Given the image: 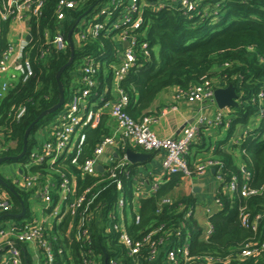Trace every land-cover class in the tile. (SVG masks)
<instances>
[{"label":"trees","instance_id":"1","mask_svg":"<svg viewBox=\"0 0 264 264\" xmlns=\"http://www.w3.org/2000/svg\"><path fill=\"white\" fill-rule=\"evenodd\" d=\"M9 1L0 0V4ZM59 1L43 0L37 15L28 13L31 39L25 48V57L32 64L33 73L27 79L20 77L0 98V157L18 156L23 151L27 129L43 111L58 103L60 91L57 74L72 56L71 42L74 61L60 76L65 89V104L81 88V80L76 76L79 68L83 67L85 58L102 62L98 77L104 81L106 74L108 80L105 83L110 86L113 84L114 71L103 67L106 62L110 64L118 61V44L113 34L101 31L96 37L89 35L80 42L76 41L75 34L100 21L106 20L107 25L111 26L122 16L124 6L120 4L117 9H109V13L99 14L101 8L110 6L114 0H74L77 5L69 9L66 19L60 22L56 15ZM141 1L147 5L142 7V25L134 33L139 43L148 42L150 55L145 57L143 51L138 49L137 65L120 82V88L129 96L126 110L131 116L139 118L148 114L147 110L154 99L167 87L188 89L208 76L220 79L226 77V84L236 86L239 105L230 108L235 116L231 119L229 136L234 134L238 124H247L251 116L260 114V110L262 117L259 128L250 132L239 146H231L239 153L226 152L222 148H216L213 153L223 163L224 183L236 176L240 186L246 169L250 173L249 186L256 192L242 197L238 193L224 191V185L221 184L217 196L222 202V209L211 217L214 231L208 239H200L202 226L197 218H185L188 206L195 201L191 195L178 198L173 204L157 212L158 200L181 183L182 174L172 175L156 196L141 199V222L138 225L132 223L129 232L142 237L161 225L163 227L160 234L164 235L170 228H181L184 235L188 232L192 234V252L219 256L221 264H264V252L252 257L240 255V248L246 243L264 241V217L258 221L256 231L242 226L239 219V208L242 206L246 207L251 217L264 216V0H200L198 7L191 12V17L184 13L178 0ZM160 1L164 3L163 7L157 6ZM207 7L210 13L205 15ZM215 9L218 10L217 15L213 14ZM10 22L11 20H3L0 24V55L9 47L7 34ZM58 32H63L66 40V47L61 51H57L52 43ZM105 69L107 73L104 72ZM260 93L262 98L258 97ZM64 105L56 113L43 117L33 127L25 156L12 162L27 161L29 152L44 140L45 127L54 120ZM21 109L24 112L19 115ZM107 133L104 120L97 127L88 130L84 157L93 154L95 146ZM201 142L200 147H205L206 139L202 138ZM187 158L190 166H193L190 156ZM32 169L40 170L37 167ZM135 171L132 170L134 175ZM118 178L125 181L128 190L132 189V180H127L124 172H119ZM6 181L19 193L27 206L26 200H29L31 192L18 188L10 179ZM110 181L107 189L100 195L107 202H111L116 196L113 194L115 182ZM9 193L13 199V212H21L20 201L10 191ZM27 216H31L29 210ZM69 225L70 219L67 218L55 227V232H50L58 238L55 242L57 250L64 249L63 254L56 255V264H83L78 241L68 234ZM95 227L94 248L97 255L94 258L97 264H106V260L109 264L110 259L115 257L111 255L112 243L106 241L99 228ZM164 256L161 253L152 264H162ZM22 261L23 264H32L33 258L24 250Z\"/></svg>","mask_w":264,"mask_h":264},{"label":"built area","instance_id":"2","mask_svg":"<svg viewBox=\"0 0 264 264\" xmlns=\"http://www.w3.org/2000/svg\"><path fill=\"white\" fill-rule=\"evenodd\" d=\"M199 2L200 0H178L184 13L190 17ZM120 4L124 6V12L111 26L107 25L106 20L100 21L82 28L75 34L76 40L80 42L89 35L96 37L101 31H106L108 34L112 33L116 41L119 39L127 43L116 50L119 60L114 69L117 95L113 100H108L104 91H98L100 63L94 58H85L79 92L73 94L64 108L55 115L54 120L45 127L44 140L29 152L27 161L15 162L17 176L12 179L13 184L31 192L34 198L38 196L50 223L46 224V220L37 219L27 206L24 215L14 217V214L20 212H13L12 196L8 189L0 184V264H23L22 252L25 250L32 255L35 249L42 255L43 264H56V255L63 254L64 249L57 250L55 242L58 238L50 232H55V227L67 218L70 219L68 234L78 241L83 264H97L94 258V255H97L94 248V233L97 230L95 226L105 236V240L112 243L111 255L115 257L110 259L109 264H152L158 260L161 253L165 255L162 264H221L219 256L192 252V234L188 232L184 235L181 228H170L164 235L160 234L163 227L161 225L142 237L131 234L129 226L141 222L138 201L156 196L172 175L182 174L183 178H191L201 176L213 168L214 177L220 185H224V191L238 193L242 197L256 192L249 186L250 173L246 169L240 186L236 176L224 183L223 163L213 155L193 166L189 164L187 157L201 128L205 125L223 124L228 115V108H219L213 118L201 117L196 123L189 125L181 136L168 138L159 137L152 130V124L157 121L156 115L146 114L134 118L127 112L129 96L120 88V82L137 65L138 49L143 51L145 57L150 55L148 42L139 43L134 33L142 25V7L147 3L141 0H114L112 6L101 8L99 14L109 13V9H117ZM42 5L43 0H10L0 4V20L28 19V13L37 15ZM76 5L74 0H60L56 11L57 19L60 22L65 20L68 10ZM157 6L163 7L164 3L160 1ZM208 10V7L205 8V15L210 13ZM217 13V9L213 10V14ZM28 42L23 40L19 46L9 45L0 55V98L20 77L27 79L32 75V64L25 57ZM52 43L57 51L64 50L66 40L63 32L56 33ZM225 79L226 77L220 79L204 76L200 83L188 89L178 88L175 98L186 99L190 103L215 102L214 92L220 83H225ZM93 93L96 94V102L91 99ZM258 97L262 98V93ZM92 106L97 110L92 109ZM101 111L108 112L116 121V130L99 141L91 156L84 157L88 130L99 125ZM23 112L24 109H21L19 115ZM260 116L262 117V110ZM123 142L133 143L147 151L160 152L166 179H149L146 186L145 182L132 173V163L129 162L123 146L120 147L121 152L117 150L118 156L105 162L101 160L108 148L119 147ZM236 143L239 145L240 141ZM98 164L103 166L104 171L97 170ZM32 167L40 170L33 171ZM119 172H124L127 180H132V189L128 190L125 181L118 178ZM110 180L115 182L113 194L116 196L111 202H107L101 199L100 195L107 189ZM174 202L171 196H162L157 202V212ZM203 202L204 205L200 199H196L189 205L185 218L193 216L199 220L202 216L200 239L206 240L214 231L211 217L222 209V202L217 192L209 201ZM28 210L30 217L27 216ZM263 217H251L245 206L239 208V219L245 228L256 231L258 221ZM30 246L32 250L29 249ZM263 252L264 241H250L240 248L242 257L257 256Z\"/></svg>","mask_w":264,"mask_h":264},{"label":"crops","instance_id":"3","mask_svg":"<svg viewBox=\"0 0 264 264\" xmlns=\"http://www.w3.org/2000/svg\"><path fill=\"white\" fill-rule=\"evenodd\" d=\"M0 24H1V20H0ZM29 34H31V31L29 28L28 19H25V20L12 19L9 24V30L7 34L9 45L19 46L23 40H27L26 38ZM116 42L118 44L117 48L121 46L123 47L125 45V43H123V41L119 39H117ZM99 63L101 67L102 62H99ZM107 64H108L107 62L103 64V67L108 68V69L112 68V70L114 71L115 67L118 66L119 64V60L117 62H112L108 64V67H107ZM78 71L79 73L76 76V78L78 80H81L82 68H79ZM104 72L107 73V70L105 69ZM98 79H99L98 80L99 81L98 91L100 92L104 91L107 94L106 99L113 100L115 96L117 95V92H116L117 90L115 89L116 82L114 81V79H113L112 86L105 83V81L108 80L106 78V74L104 75V79H103L104 81L100 80L99 77ZM227 85L228 84H226V82L220 83L219 87H225ZM77 88H78V85L76 89ZM177 89L178 87H175V86H170L164 89L162 92L158 94V96L154 99L153 103L151 104L150 108L147 110L148 114L156 115L157 117V121L152 124L151 128L156 133V135L159 137H162V138L179 137L184 133V131L187 129L189 125L196 123L201 117L213 118L219 109L218 105L214 101H206L202 103H199V102L190 103L186 99L177 100L175 98ZM79 90L80 88L76 90V93L79 92ZM95 96L96 94L93 93V97L91 98L94 102H96L97 100ZM173 106H176L177 108L176 109L170 108ZM92 109H94L95 111L97 110L94 106H92ZM165 110L167 111L166 113L163 114ZM227 114L228 115L226 116V119L223 124L205 125L201 128V131L198 137L195 139L194 143L192 144L189 154H188V156H190L191 162H193V165L196 164L198 161L204 160L210 155H213L216 148H222L226 152L234 151L235 154L239 153L237 152L236 149L233 150L231 146L236 145L237 144L236 141L238 142L240 141L239 143L240 145L241 141L244 140L250 132L255 131L257 128H259L261 124L260 114H254L253 116L250 117L249 122L247 124H238L235 127L234 134L229 136V130L231 128V119L235 115L231 113L230 108H228ZM100 115H101V118L99 120V125L102 122V120H104L105 126L108 130V133L106 136L112 135L117 127L116 121L110 116L108 112L101 111ZM44 137H45V134L43 135V138ZM202 138L206 139L205 147H200V145L202 144L201 142ZM122 146L124 147L123 149L124 151H126L129 148H132L137 152L146 153L148 155L147 159L139 163L131 162L132 168L136 170L135 171L136 176L138 177L140 181L145 182L146 186L149 183V179H155V178L156 179L159 178L160 180L166 179L163 173V168H162L161 153L157 151H147L140 146L134 145L133 143L125 144L123 142V144L122 143L119 144V147L108 148L105 151L104 155L102 156L101 160L102 159L107 160L111 157H116L113 154L114 151L117 152L118 150L119 152H121ZM15 168L16 166L14 167V169ZM0 174H1V177L6 181L7 178L2 175L1 168H0ZM214 175L215 173H213L212 170H210L209 172H206L201 176L183 178L181 183L179 184L180 186L178 185L174 189V190L178 189L177 193L172 196L171 194L174 191L173 190L168 195L171 196L173 200H176L186 195H191L192 197H194L195 200L200 199L202 202L203 201L207 202L209 201V199H211L216 194L217 190L220 187V184L217 182ZM30 199L38 200L40 202L38 196H36L35 198L30 196L29 200ZM138 202L140 205V201ZM32 212H33V215H35L37 219L41 221L46 220L44 221V223L46 224L50 223L47 217V214L44 212L42 204H40L39 214H37L36 210L34 209ZM199 220H201L200 224H202L201 223L203 222L202 216H200ZM29 249L32 250L31 246L29 247ZM31 256L33 258L32 264H43L42 258H41L42 255H40V252L38 250L35 249L32 252Z\"/></svg>","mask_w":264,"mask_h":264},{"label":"water","instance_id":"4","mask_svg":"<svg viewBox=\"0 0 264 264\" xmlns=\"http://www.w3.org/2000/svg\"><path fill=\"white\" fill-rule=\"evenodd\" d=\"M71 34L72 31L69 33V39L71 41ZM27 41H30L31 39V34H29L27 36ZM72 45V56L70 58V60L68 61V63L63 66L61 68V70L58 72L57 74V79H58V84H59V91H60V98L58 103H56L55 105H53L52 107L46 109L45 111H43L40 116L32 123V125L27 129L26 134H25V138H24V148L23 151L18 155V156H5V157H0V165H2L3 163L6 162H12V161H17L20 160L21 158H23L27 152L28 149V141H29V135L33 129V127L45 116L50 115V114H54L56 113L64 104H65V89L64 86L62 84V82L60 81V76L62 71L69 66L70 64L73 63L74 61V48H73V44L71 42ZM125 45H127V43H125ZM214 100L216 102V104L218 105L219 108L224 109V108H232V107H237L239 105V95L237 93L236 90V86L234 84H228L225 87H218L216 88L215 92H214ZM115 156H118V153L116 151H114L113 153ZM126 155L127 158L130 162L132 163H139L145 159H147L148 155L146 153H142V152H137L132 148H129L126 150ZM103 161H107L106 159H102ZM97 170L102 172L104 171V168L101 164L97 165ZM212 172L215 173V169H212ZM0 184L2 186H4L5 188H7L21 203L22 206V211L18 214H14V217H21L22 215H24V213L26 212V204L24 202V200L20 197L19 193L12 187L10 186L2 177L0 174ZM105 263L107 264V260L105 261Z\"/></svg>","mask_w":264,"mask_h":264},{"label":"rangeland","instance_id":"5","mask_svg":"<svg viewBox=\"0 0 264 264\" xmlns=\"http://www.w3.org/2000/svg\"><path fill=\"white\" fill-rule=\"evenodd\" d=\"M14 167H15L14 162L3 163L0 167L2 175L4 177H6L7 179H10V180L14 179L17 176L15 173ZM177 191H178V189L174 190L171 195L172 196L175 195L177 193ZM26 203H27V206L30 208L31 211H33V209H34V210H36L37 214L40 213V204L41 203L38 200L30 199V200H26ZM204 204H205V202H202V205H204ZM127 211H129V210H127ZM200 211H201V209H200Z\"/></svg>","mask_w":264,"mask_h":264}]
</instances>
